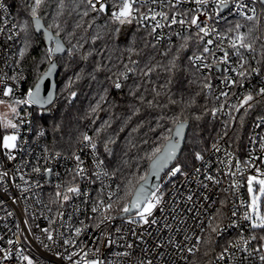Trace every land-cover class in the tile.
<instances>
[{"label": "snow or ice", "instance_id": "obj_1", "mask_svg": "<svg viewBox=\"0 0 264 264\" xmlns=\"http://www.w3.org/2000/svg\"><path fill=\"white\" fill-rule=\"evenodd\" d=\"M85 3V10L81 14V19L83 17L89 16L90 13H96L97 16L105 15L107 20L110 23L118 25H131L136 23L140 28L150 29L148 32L149 36H152L157 43L160 40L164 39L162 32L158 33V29L162 30L165 27L172 28L174 25H179L184 32H175L174 34L182 41L177 47L175 53L172 55V58L168 61V65L164 66V70L169 73H174L179 70V64L177 61L180 59V53L183 50H186L189 41L195 40L198 49H202L197 53H193L192 56L188 57L189 63L195 69L197 73H200L204 79L202 82V88L212 89L213 85L208 79V76L204 75V70L207 69L209 74L213 67L219 68L220 65H228L223 69V72L234 73L236 79L233 75H225L223 77L222 83L225 85V88H230L235 85L243 86L242 81L248 79L253 74L259 75L261 69L259 67H251L249 58L245 55L247 53H255L254 41H250L249 37L253 31L252 28H249L247 33L241 32L240 29L242 25L236 23L234 27H229L227 32L234 33L232 36H228L226 33H220L215 27H212L209 21H212L213 18L222 19L223 12L225 10L235 11L239 16L243 17L247 21L256 20V8L249 7L244 0H82ZM45 0H24L23 8L27 12L29 19L24 20L23 24L20 25V31L24 33L23 46L20 47L16 53V66H19V63L25 55L27 54L32 43V33L29 31V23L35 25L37 32L40 31L44 25L41 23L40 10L44 5ZM191 3L194 7L187 8L184 11H178L177 9L185 4ZM255 3V0H253ZM261 5H264V0H259ZM149 5H155L157 7H150ZM209 5H212V11L209 13L207 8ZM64 7V0H60L59 8L62 10ZM146 9V11H142ZM167 9V10H165ZM0 10L7 11V5L0 3ZM251 13V14H249ZM61 12H57L59 16ZM97 16H93L92 19L95 21ZM201 16H204L205 19L201 20ZM4 27H0V34H3L6 29L9 33L7 35V40H12L14 35H19L18 32L13 33V29L17 25L13 24L11 28H7L8 20L6 17L0 21ZM82 25L78 23L77 28ZM89 27L92 25L89 24ZM49 29L53 27L56 29L55 35L51 31H45L44 35L50 42H54V47H47L44 51L43 58L47 61L49 67L48 71L44 76L40 77V80H43L45 77L51 75L53 69L57 67V62L53 59L55 54L67 52L71 57L74 55V49L78 50L77 45H72L71 47L65 49L63 43L61 42L60 33L62 29L58 23H54L48 26ZM195 28V33L191 32V29ZM139 30V28H138ZM115 32L119 33L120 28L117 27ZM74 35V33H69V36ZM209 37L208 39H205ZM99 38V35L93 38V43L96 39ZM171 41V36L168 37ZM225 40H227V48H230L233 51L232 55L237 57V62L233 66L232 61L230 60V53L227 48L224 47ZM155 47V45H153ZM264 48V45H262ZM133 49H129L132 51ZM244 50V51H241ZM219 51L222 53L221 56H217L216 52ZM169 52H172V46L170 45L164 55H168ZM87 55L83 56L82 59L87 60ZM209 57L211 61L209 62ZM261 57L264 58V51L261 52ZM252 60H255V55H252ZM132 63H136L132 61ZM125 68L128 72H131L132 69L128 68L125 65ZM100 68L97 67L95 71H99ZM155 70V67L148 68V73ZM124 79H127V73H120ZM20 73H16L12 76H6L0 72V97H8L9 100L0 98V105H6L9 109L8 112L0 113V129H3V134H0V153H2L7 161L12 162L17 160V153L27 152L28 156H31V152L26 150L25 145L27 144V136L24 135L23 126L27 124L28 131L33 130V121L30 119L32 113L27 111L28 107L33 105L39 106L40 109L44 111L51 112L52 107L45 106H54L55 99L52 93H49L46 97L41 96V85L39 82L35 84L34 87L29 88L23 97H17L15 91L18 90L19 80L22 79ZM82 73H75L73 77H70L63 91L68 92V102L71 103L77 96V92L72 90L69 91L72 86L83 79ZM93 80L95 76L91 77ZM11 80L13 84H9L7 81ZM115 89H121L122 84L119 82V77L113 81ZM15 85V87H14ZM133 96H136L135 92L130 93ZM156 95L159 96L160 93L156 92ZM221 97L225 98V103H227V98L229 97L228 91H221L219 95L215 97L216 100H220ZM256 97H264V87H260L258 91L255 92V96L251 90H247L243 94V98L238 101V103L229 104V111L225 114L229 116V121H226L224 124L223 139L224 136L228 135V130L231 123L237 121V116L233 115L232 112L240 113L241 109H244V112L239 116V122L241 126L243 125L244 118L248 114L249 110L254 107L252 103ZM141 102L144 101V97H137ZM101 101L105 100L104 96L100 97ZM175 103V101H171ZM150 106L153 105V101L147 102ZM20 106H26L24 108V116H21ZM100 107V104L97 103L95 107L92 108V112H96L97 108ZM139 109H135L132 115H136ZM211 115L216 117L218 112H224V104L222 103L219 108H212ZM25 117H28L26 119ZM195 120L199 121L202 119L201 115H196ZM131 119V116L128 117ZM256 127L260 128L264 125V116L257 117ZM95 122V121H93ZM107 125V121H105ZM110 126V125H109ZM184 128V121L176 122L175 127V137L181 135V131ZM59 129V125L54 126V131ZM10 130V131H9ZM155 131V129H150ZM102 129L97 128L95 130L96 137L100 136ZM123 131V129H121ZM134 132L139 131V128H134ZM173 129L168 128L167 133H172ZM46 134L43 128H40L37 131V137H44ZM164 143L162 145L153 147L150 153H146L147 159L150 163V171L155 174L161 168L165 167L170 161L176 159L177 149L179 145V140L174 138L172 135H163L161 137ZM252 142L256 144L258 142L259 149L264 151V136L259 137V141L255 138L252 139ZM114 139H107L103 143L104 153L108 156L113 154V150L109 147L110 144H115ZM145 144L148 143L147 140L144 141ZM77 144L79 147L76 151H73L71 158L74 160V167L67 169L66 173L69 177L68 179L61 180L60 183L56 184V191L54 194V199L50 201L51 204L57 205L58 210L55 216H45L44 218L48 221L46 227H40L38 224L36 227L39 229V235L32 232V227L29 225L28 219L24 220V225L26 226L27 233L31 235L40 246L49 254L53 255L57 260L69 261L71 264H128V259L133 255L134 249L137 245L129 239V236L135 238L136 241H143L145 231L144 226H153L158 225L159 221L155 216L156 211L159 209L161 212L165 211L167 206V201L165 200V193L161 190V186H156L153 190H148L145 185L147 184V176H141L139 179L144 181V184H141L139 187H136L135 193L132 196V199L128 203L121 204L120 201L129 195V188L134 187L133 181L128 180L127 186L124 188L123 196L120 195V185H116V190L113 191L111 185H105L104 179L112 178L117 175L120 171L117 168L115 171L109 172L107 170L105 160L101 158V155L98 151V140L94 139L93 136L84 132L82 137L78 138ZM219 141L213 143L211 148L214 152H220L221 149L218 146ZM135 147V145H132ZM85 149L90 150L92 154V167L89 168L84 159H82L80 152H83ZM206 149L200 151H194L193 157L196 161H204L205 157L202 155V152ZM127 155V153H125ZM224 156L225 160H220L219 163L223 165L224 174L231 175L236 177L238 174L243 176L245 172L249 169H254V174L247 175L246 187L247 193L249 196L248 201L241 200V205L245 207V211L240 217L241 221L248 222L247 226L250 232V235L246 238L241 230L238 238L235 241H230L229 244L218 254L217 259L223 261L226 256L230 255V249H237L244 252L248 251V245L250 241L257 240L258 237L255 234L256 230H261L264 232V171H262L260 166L255 164V160H260L261 165H264V158L251 155L247 161H244V167H241V161L236 160L235 171H232V161L233 153L225 150ZM62 157L60 152H51L50 149L45 146L42 149V154L38 155L35 161L29 159H22L20 163L16 164L13 168L8 169L6 167L0 166V190L7 194L13 204L18 203L20 199H27L26 193H29L33 187L39 188L40 180H33L32 177H40L41 175H52L53 167L50 165ZM67 159V157H64ZM123 164H127L128 161H122ZM211 165L207 164L204 171V179L210 181L214 184H219L220 180L214 177L211 174L207 173V168H210ZM185 165L181 162H177L173 167L167 172V176L176 177L178 174L184 177L188 176V173L184 171ZM221 171L220 168H217V173ZM194 172L199 175L201 173V168H195ZM59 176V173H56ZM17 177L22 183H17ZM79 181V182H78ZM80 182H86L89 186L97 184L99 182L100 187L97 192V197L95 200H92L90 190H82L80 187ZM204 188H207V184H203ZM241 187V181L233 179L230 188L239 189ZM15 188L19 191V196H12L10 189ZM107 189V198L105 199L104 193ZM228 191V189H225ZM73 198H80L82 203L87 205L91 202V215L86 217L87 220L92 221L93 223H86L85 220H79V226L68 225V235L65 236L63 232L60 231L61 227H64L63 217L64 212L60 211L66 202H69ZM187 201H192V195L187 196ZM204 200H208L207 196H204ZM213 203H215L213 201ZM4 201L0 200V205H3ZM225 204L224 200L220 201L221 207L214 209L213 212L207 214L206 227L201 228L202 233H207V235H197L195 237V244L188 248L187 251L192 253L193 251H199L201 245L207 246L208 250H211L214 243V236L221 235L228 228H241L240 222L236 219H232L231 223L228 225H223L224 213L222 208ZM47 207L49 213L52 212V208ZM203 207V205H201ZM211 207V205H209ZM86 211V209H85ZM173 212L176 209H172ZM188 212H192L193 208H188ZM25 216L28 215V209H24ZM81 209L75 207L73 209V214H79ZM207 213V209H205ZM8 216H12V212H7ZM35 218V213L32 214ZM43 215V213H41ZM201 215L200 211H196V216ZM232 217L237 216V211L233 210L231 213ZM59 219L60 223L57 224ZM121 219L124 223L121 226H115L114 221ZM124 224L128 225L125 229ZM200 224H205V221H200ZM114 227V232L108 229L109 226ZM165 228H170V225L165 224ZM89 229L100 230V236L93 238V244H103L105 248H111L113 245L118 246L121 251H116L113 253L114 259L106 261L102 258L101 248L88 247L81 241L79 238L84 234L89 232ZM19 235L23 238V241L26 244H29V236L25 235L24 230L20 228V224L16 225V232L13 233V236ZM151 235V233H148ZM191 237H186L190 239ZM3 237L0 236V240ZM259 240L264 242V235L259 236ZM171 238H169L168 243H171ZM7 244L12 246L16 245L15 249L8 248L5 249L0 247V264H4L5 261H8L15 256L21 264H41L38 258H34L31 254H25V250L22 246L18 244L16 240L8 239ZM162 243H157L155 247H162ZM87 247V250L85 248ZM179 247V245H177ZM63 249V251L59 249ZM261 249H264V243H261L260 247L256 251L260 252ZM205 255L208 254L206 250ZM251 255V253H249ZM75 258V259H74ZM259 260L264 264V252H261L259 255ZM132 264H153L151 259L143 260L137 259L132 261Z\"/></svg>", "mask_w": 264, "mask_h": 264}, {"label": "trees", "instance_id": "obj_2", "mask_svg": "<svg viewBox=\"0 0 264 264\" xmlns=\"http://www.w3.org/2000/svg\"><path fill=\"white\" fill-rule=\"evenodd\" d=\"M6 2L19 27L24 20H30L23 8L24 0H6ZM59 3L60 0H45L40 10L41 20L48 29L49 25L58 23L62 29L60 37L66 46L69 48L77 45L78 50L74 49V55L71 57L67 53L62 57H53L60 67L54 106H51L52 111L47 116L40 113L38 108L34 111L37 126L46 132V146L54 152L71 155L79 147L77 140L84 132L97 139L98 151L110 172L120 169L115 179L116 184L120 185L121 196L127 181H133L134 187L128 189L129 195L120 201L123 204L131 201L137 185L142 181L139 178L148 173L150 161L146 153H150L153 147L164 143L161 139L163 135L173 136L176 122L184 121L181 133H186V142L175 164L181 162L185 165L184 171H190L198 162L193 157L194 151L206 149L202 152L204 155L211 143L218 136L223 135L226 122L218 121L211 115L210 110L217 107L218 101L212 97L208 89L202 88L204 77L189 63L188 57L202 50L198 49L195 40L189 41L187 49L180 53V59L177 61L179 70L169 73L164 70V66L168 65L176 47L182 42L179 38L158 44L148 35L150 29L140 28L136 23L121 26L108 22L107 16H97L96 13H90L89 16L81 19V14L85 10V3L82 0H64L62 10L59 8ZM57 12L61 14L57 16ZM93 16H97L95 21L92 19ZM78 23L82 25L79 28L76 27ZM236 23L242 25L240 31L244 33L252 28L249 40L254 41V47H262L263 24L256 20L229 21L232 27ZM89 24L92 26L89 27ZM117 27L120 28L119 33L115 32ZM49 30L55 34L54 27ZM29 31L32 33V43L21 60V65L29 77V87L32 88L49 65L43 58L47 48L43 35L36 34L31 22ZM69 33L74 35L69 36ZM21 35L24 41L22 31ZM97 35L99 38L93 43V38ZM170 45L172 52L166 56L164 53ZM130 48L133 50L129 51ZM88 53L91 55H88L87 60L82 59ZM125 65L132 71L128 72ZM97 67L100 68L99 71H95ZM151 67H155V70L145 75ZM78 72L82 73L84 78L69 90L77 92L76 98L69 103L68 92L63 89L69 78ZM122 72L127 73V79L120 76ZM93 75L94 80L91 78ZM117 77L122 84L121 89L114 87L113 81ZM131 92H135L136 96L131 95ZM156 92L160 95L157 96ZM101 96H104L105 100L101 101ZM140 96L144 97L143 102L137 98ZM148 101H153V105L150 106ZM97 103L100 107L96 112H92V108ZM253 104L254 107L245 116L243 125L241 126L239 122V116L244 110L235 114L237 121L231 123L228 130L229 143L239 153L244 150L250 123L257 116L264 115V97ZM135 109L139 111L136 115H132ZM196 115H201L202 119L195 120ZM129 116H131L130 120ZM55 125H59V129L54 131ZM97 128L102 129L99 137L95 135ZM134 128H139V131L134 132ZM168 128H172L173 132L167 133ZM109 138L116 141L115 144L109 145L113 150L111 156L104 153L103 147L104 141ZM145 140L148 141L147 144L144 143ZM125 160L128 161L126 165L122 163ZM221 200L225 201L222 208L224 213L222 224H224L227 220L231 196L224 193ZM220 201L219 207H221ZM257 233L258 236L264 235L261 230H257ZM223 243L222 239L218 240V236H214L211 250L201 245L200 250L194 253L188 264H211L221 251ZM206 250L207 255L204 254Z\"/></svg>", "mask_w": 264, "mask_h": 264}, {"label": "built area", "instance_id": "obj_3", "mask_svg": "<svg viewBox=\"0 0 264 264\" xmlns=\"http://www.w3.org/2000/svg\"><path fill=\"white\" fill-rule=\"evenodd\" d=\"M244 2L249 7L254 6L256 8V21L264 25V5H261L259 3V0H255V3H253V0H244ZM0 3H4L7 5L6 12L0 10V21H2L4 17H6L8 20L7 28H11L12 25L15 24L17 25V27L12 31L13 33H19V35H14L12 40H7V35L11 34L7 31V29L3 34H0V72L9 77L16 73H20L22 75L23 78L19 80V87L18 90L15 91V95L17 97H23V95L30 88L29 77L23 70L21 61L19 63V66H16L15 63L16 53L18 49L23 46V38L21 35L20 27L14 17V14L12 13L9 4L6 2V0H0ZM149 6L154 8L157 7L155 5ZM191 7H194V5L191 3H185L181 5L177 10L184 11L185 9ZM142 11H146V9H142ZM207 11L211 13L212 5H209ZM223 17L224 18L222 19H217L214 17L212 21H209V23L212 27H215L218 32L226 33L228 36L233 35L232 33L227 32L228 28L232 27L229 24V21L245 20L234 10H225L223 12ZM204 19L205 17L201 16V20ZM0 27H4V25L0 23ZM157 31L158 33L162 32L164 35V39L160 40L158 44L170 42L168 39L169 36H171V41L177 39L178 37L174 34L175 32H184V30L179 25H174L172 26V28L165 27L162 30L158 29ZM195 31V28L191 29V32L195 33ZM208 38L209 37H206L205 39ZM261 44L264 45V27L262 30ZM224 47L227 48V40H225ZM254 48L256 50L255 53L245 52V55L249 58L251 67H259L261 69V72L259 75L253 74L248 79L243 80L242 87L238 84L230 88H225V85L222 83L223 77L225 75H233L234 78L239 79L238 77H235L234 73L223 72V69L225 67H228V65L222 64L219 66V68L213 67L210 74L207 69L204 70V75L208 76V79H210L213 85L212 89L208 91L214 99L217 95H219L221 91H228L229 93L227 103H225L224 97H221L220 100H217L218 105L216 108H219L223 103L224 112H218L216 117H213L214 119L222 122L229 120V116L225 114L229 111V104L238 103V101L243 98V94L247 90H251L253 92V95L255 96V92L258 91L260 87H264V58L261 57V52L264 51V49L262 47ZM227 50L230 53V60L232 61V65L234 66L237 62V57L232 55L234 50L230 48H227ZM216 55L221 56L222 53L217 51ZM252 55H255V60L251 59ZM211 59L212 58L209 57V62L211 61ZM7 82L9 84H13L11 80H8ZM0 87H2V85H0ZM0 98L9 100L8 97ZM262 98L263 97H256L253 102L259 101ZM25 107L26 106H20L19 110L21 112V116L25 115ZM35 109L36 107L34 105L27 108V111L32 113L30 119L33 121V130L29 132V126L27 124L23 126L24 135L27 136V144L25 145V148L26 150L31 152V156H28L27 152L17 153V160L9 162L7 161L6 157L2 153H0V166L11 169L16 164L20 163L22 159L35 161L36 157L42 154V149L46 146L45 136L39 138L37 137V131L40 129V127H38L36 124V114L34 112ZM242 110L244 109H241V111ZM8 111L9 109L6 105H0V113H5ZM232 114L235 115L238 113L233 111ZM257 117L252 120L249 125L245 146L243 148L244 150L242 151V153H239L238 151L233 149V147L229 143V139L227 138V136H224L223 139H221V136L223 135H220L211 143V145L219 141L218 146L220 147L221 151L214 152L210 145L207 152L203 155L205 157L204 161H198L190 171H187V177L181 176L179 174L176 177H169L167 176V172L169 170L162 176L159 185L161 186V190L165 193L167 206L164 212H161L158 209L155 213V216L159 221L158 225H153L151 227L144 226L145 235L143 241H136L135 238L129 236V239L132 240L137 245V247L134 249L131 258H127L128 264H132V261H135L137 259H151L153 261V264H188L196 251L189 253L187 249L195 244V237L197 235L204 234L201 232V228L206 227L207 214L213 212L214 209L219 207V201L224 193H227L231 196V201L228 207L227 220L223 225H228L231 223L232 219H236L238 222H240L241 228H228L218 236V240L222 239L224 241L221 251L229 244L230 241H235L238 238L241 230L243 231V234L246 238L250 235L247 226L248 222L240 220V217L246 210L245 207L241 205V200H249L246 187V179L247 175L254 174V169H249L244 173L243 176H240L238 174L236 177H232L231 175L224 174L225 170L223 168V165H221L219 161L225 160V162H227L224 156L225 150L232 152L234 157L232 161V171H235L236 160L238 159L239 161H241V167H244L243 162L249 160L250 153L251 155L264 158V151H261L259 149L258 142L256 144L252 142L253 138L259 141V137L264 136V125H262L260 128H257L255 126L258 122ZM25 118L28 119V117ZM3 132L4 130L0 129V134H3ZM50 151L54 153V151ZM79 154L81 155L82 159L85 160L87 166L91 168L92 154L90 150L85 149ZM64 157H67V159H65ZM74 163L75 162L71 158L70 154H62L61 158L50 165L51 167H53L52 175H41L40 177H36L35 175H33L32 179H39L41 186L39 188L33 187L29 193L25 194L27 196V199H20L16 204H13L11 198L2 190H0V200L4 201V204L0 205V236L3 237V239L0 240V247H3L5 249L11 247L15 249L16 245L10 246L7 244L8 239H13L16 240L18 244L24 248L25 254H31L34 258H38L41 264H71V262L69 261L57 260L53 255L46 252L40 246V244L27 233L26 226L24 225V220L28 219L33 233L37 235L40 234L39 229L36 227V225L38 224L41 228L46 227L48 221L44 217L48 215H56L58 206L51 204L50 201L55 198L54 194L56 191V184L60 183L63 179L69 178L67 176L66 170L73 168ZM207 164L211 165L210 168H207V173L219 179V184H214L204 179V171ZM255 164L257 166H260L262 171H264V165H261L260 160H255ZM195 168H201V173L199 175L194 172ZM217 168L221 169L219 173H217ZM107 170L110 172L108 167ZM56 173H59V176H57ZM233 179L241 181V187H239V189L230 188ZM16 182L22 183L21 181H19L18 177ZM202 183L207 184L208 187L204 188L202 186ZM104 184L111 185L112 190H116L117 184L115 177L104 179ZM80 187L82 190H90L92 200H95L100 184L99 182H97V184L89 186L86 182H80ZM225 189H228V191H225ZM10 191L12 196H19V191L15 188H11ZM188 195H192V201H187L186 198ZM104 196L106 199L107 189L105 190ZM204 196H207L208 200H204ZM213 201L215 203H213ZM45 205L52 208L51 213L48 212ZM201 205H203V207H201ZM209 205H211V207H209ZM91 206V202L85 205L82 203L80 198H73L69 202H66L64 207L62 209H59L60 211L64 212V227H61L60 231L63 232L65 236H67L69 234L67 230L68 225L71 224L73 226H79L78 222L82 219L85 220L86 223H93L92 221L86 219L88 215H91ZM75 207H79L81 209V212L79 214H73V209ZM25 208L28 209L27 216H25ZM188 208H193V211L188 212ZM172 209H176V211L173 212ZM205 209H207V213L205 212ZM197 210H199L201 213L199 217L196 216ZM233 210L237 211L236 217H232L231 215ZM9 211L13 213L12 216L7 215V212ZM33 213H35V218H33ZM41 213H43V215H41ZM200 221H205V224L201 225ZM17 223L20 224V228L24 230L25 235L29 236V244H26L23 241V238L19 235L13 236V233L16 232ZM59 223L60 221L58 219L57 224L59 225ZM123 223L124 222L121 219H117L116 221H114L115 226H121ZM165 224L170 225V228H165ZM124 227L125 229H127L128 225L124 224ZM109 230L114 232V227L110 225L108 229H105V231ZM148 233H151V235H148ZM255 234L257 235L258 239L250 241V244L247 246V252L237 249H230V255L226 256L225 259L221 261L217 259L218 254L221 252L220 251L215 256L211 264H262V262L259 260V255L261 254V252H264V249H261L260 252L256 251V249L260 247L261 243L259 241L257 230ZM98 236H100V230L93 231L92 229H89V232L81 236L79 239L83 241L84 244L88 247L94 248L96 246H99L101 248L102 258H104L106 261L114 259L113 253L116 251H121L122 249H120L116 245H113L111 248H105L102 243L94 245L93 238ZM186 237L191 238L186 239ZM169 238H171V243H168ZM157 243H162L163 246L157 248L155 247ZM177 245H179V247H177ZM59 250L63 251L62 248ZM85 250H87V247L85 248ZM249 253H251V255H249ZM4 264H21V262L15 256H13L12 259L5 261Z\"/></svg>", "mask_w": 264, "mask_h": 264}, {"label": "water", "instance_id": "obj_4", "mask_svg": "<svg viewBox=\"0 0 264 264\" xmlns=\"http://www.w3.org/2000/svg\"><path fill=\"white\" fill-rule=\"evenodd\" d=\"M41 23L44 25L43 28L40 29L39 32L36 31L35 29V25L33 24V27H34V30L36 32L37 35H43V38H44V41H45V44L47 47L51 46V47H54L55 44L54 42H50L47 37L44 35V32L45 31H51L49 30L44 22L41 20ZM52 32V31H51ZM53 33V32H52ZM53 35H55L53 33ZM59 39H61V37H59ZM61 42L63 43L65 49H67L68 47L66 46V44L64 43V41L61 39ZM67 52H63V53H57L55 54L56 57H62L66 54ZM56 61V59H54ZM57 62V61H56ZM49 67V66H48ZM48 71V69L46 70V72ZM45 72V73H46ZM42 74V76H44V74ZM59 73H60V67L59 65L57 64V67L55 69H53L51 75L45 77L43 80H40L38 79L37 82L40 83L41 85V96L42 97H46L49 93H52L53 96H54V99L56 100V97H57V90H58V82H57V78L59 76ZM41 76V77H42ZM36 82V83H37ZM36 108L40 109L39 106L37 105H34ZM45 107H51V106H45ZM42 110V114L47 116L49 114V112L47 111H44L43 109ZM173 137L178 139L179 140V145H178V149H177V157L176 159L170 161L165 167L161 168L158 172H156L155 174H153L150 170H148V173H147V184L145 185V187L148 189V190H153L156 188V186L159 185L160 183V180L162 178V176L175 164V162L178 160V158L181 156V153L183 151V148H184V145H185V142H186V133H181V135L179 137H175V133L173 134ZM151 163V162H150ZM149 169H150V164H149ZM141 184H144V181H141L137 187H139ZM135 193V191H134ZM134 195V194H133Z\"/></svg>", "mask_w": 264, "mask_h": 264}, {"label": "rangeland", "instance_id": "obj_5", "mask_svg": "<svg viewBox=\"0 0 264 264\" xmlns=\"http://www.w3.org/2000/svg\"><path fill=\"white\" fill-rule=\"evenodd\" d=\"M38 111H39L40 113H42V110H41V109H38Z\"/></svg>", "mask_w": 264, "mask_h": 264}]
</instances>
